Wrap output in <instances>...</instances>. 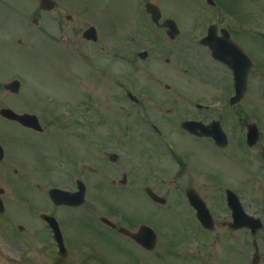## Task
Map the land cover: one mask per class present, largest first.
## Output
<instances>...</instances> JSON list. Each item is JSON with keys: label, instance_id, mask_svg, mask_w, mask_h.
Returning <instances> with one entry per match:
<instances>
[{"label": "flooded vegetation", "instance_id": "af4514ba", "mask_svg": "<svg viewBox=\"0 0 264 264\" xmlns=\"http://www.w3.org/2000/svg\"><path fill=\"white\" fill-rule=\"evenodd\" d=\"M13 11L6 9L0 12V38L6 39L13 34H21L26 39L35 33L48 34L56 37L57 33L75 34L76 27L70 15H65L62 20V12L59 4L53 10L35 9L33 19L24 24V20H12ZM37 23V27L29 23ZM24 37H19L17 43L26 46L28 42ZM86 54V78L89 83L85 89L77 92L76 84L70 85V93L62 96L56 85L52 84H22L18 91L9 90L5 84H0V108L9 107L18 113L36 114L43 126L42 131L23 126L19 122L2 117L0 115V187L4 192L0 198L4 204L5 214L7 209L9 218L15 220L24 212L23 220L17 227L9 220H4L3 225L9 233L16 234L22 244L27 247L39 249H55L56 243L52 239L51 230L41 215L49 214L56 218L59 228L63 232L64 244L68 249V255L64 261L69 260L73 252L75 258L77 251L80 257L85 256L89 260L102 264H123L124 262L138 264L134 257L137 250L145 253L146 264H154L156 257L164 258L167 264H187V250H166L156 253L148 251L135 243L129 237L119 233V226L125 225L133 230L138 229L144 219L140 215L134 218L125 217L115 212L109 218L117 225L113 229L102 223L100 217L94 212L98 204L106 207L109 199H116V192H102L106 187L119 188L133 185L135 188L152 186L156 187L158 172L153 167V155L141 150L140 147L131 150L124 141L125 123L122 115L125 103V86L119 62L109 60L107 46L100 43L98 47L91 42ZM28 46V45H27ZM12 42L0 46V54L12 52ZM120 54H117V58ZM110 82V83H109ZM111 93L112 102L120 108V113L113 110L108 115V104ZM60 99L68 106L80 101L91 112L86 117V122L77 123L61 122L63 116H56L55 103ZM127 102L130 99L127 98ZM141 101H137V106ZM190 104L194 99H189ZM196 117L203 119V110L200 104L195 103ZM147 113L146 110H144ZM170 112V111H168ZM191 115H193V112ZM191 118V116H190ZM151 139L164 137V131L150 123ZM158 130H157V129ZM161 128V127H160ZM187 141L185 148V165L183 170L176 171L170 182L189 189H197L204 175L201 150L205 141L209 145L214 142L209 138L199 137L182 131ZM148 145V143H147ZM153 145V143H151ZM151 151V149H145ZM215 151H221L214 147ZM148 165L150 167H148ZM180 177H186L185 180ZM183 180L178 184V181ZM53 184V185H52ZM84 186V203L81 206L56 205L50 199H25L28 197V189L35 187L43 196H48V186L76 192L78 185ZM96 192L94 194V190ZM12 189L20 192L22 199H8ZM93 199H101L93 204ZM187 205L191 213H195L188 199H180ZM208 205L216 230V264H238L249 260V229H234L231 211L227 207V199H204ZM242 202L245 199H241ZM13 216V218L11 217ZM145 218L151 217V213L144 214ZM151 219H148V223ZM99 224L105 227L102 229ZM243 237L241 251L237 253L234 236ZM34 237L33 242L27 237ZM119 236L127 243L116 244L112 241ZM129 242V244H128ZM47 246V247H45ZM125 246H127L125 248ZM134 247L136 250L132 249ZM31 257H29L30 259ZM140 264H143L140 260ZM164 264V263H162Z\"/></svg>", "mask_w": 264, "mask_h": 264}, {"label": "rangeland", "instance_id": "374dc122", "mask_svg": "<svg viewBox=\"0 0 264 264\" xmlns=\"http://www.w3.org/2000/svg\"><path fill=\"white\" fill-rule=\"evenodd\" d=\"M77 7H73L74 14L78 20L79 25H88L90 23H98L101 27L103 37L106 42H108V50L111 51L112 47L117 41L124 42L125 45V59H124V74L123 81L125 87L130 89H138L141 85H152L150 78L148 77L150 71L157 70L158 73H163L165 70L162 66V59L169 57L172 64L176 66V63H181L182 58H184L183 51L186 48H189L192 54L199 52L196 48V45L192 43L193 37L198 35H203L207 29V26L210 23H217L219 26H224L234 30V26H238L237 22H242L239 25L246 26L245 29H249L251 34L256 36L264 35V0H234V4H231L233 0H219V3L216 1V7H211L207 4L206 0H151L157 3L162 11L164 17H173L179 23V26L182 30L181 37L182 39H177L173 43L168 41V38L164 31L156 28L150 21L149 17L145 14V2L147 0H75ZM73 2V0H72ZM75 4V3H73ZM232 5L236 8L235 11ZM89 10H86V9ZM95 11V14L93 13ZM254 13L253 18L250 17V14ZM100 14V15H98ZM252 18V19H251ZM256 33V36H255ZM249 35L248 32H244L241 27L237 29L234 36L240 40L246 47L251 51L254 58L259 64L257 66V72L259 69L264 70V50L260 53L257 52L258 44L255 43V39ZM122 38V39H121ZM152 39V45L150 44L149 39ZM133 39L135 45L131 44L130 41ZM259 38H257V41ZM141 41V42H140ZM261 44V43H260ZM59 45V44H58ZM151 45V46H150ZM44 44L39 48V51H45ZM61 51L59 52V58L63 56V53L68 52L66 47L70 46V41H65L60 43ZM264 49V44H261ZM142 47H150L153 51L147 60L141 61V59L136 56V52L142 49ZM158 49H160L158 51ZM36 51V52H39ZM127 51V52H126ZM163 53V54H162ZM162 55V56H161ZM164 57V58H163ZM153 60H157L152 66L150 64ZM11 63L13 65L12 73L20 72L19 69L22 68L20 60L18 58H12ZM39 68V67H37ZM10 74V76H11ZM13 74V75H14ZM12 75V76H13ZM9 75H7L8 78ZM181 79L185 78V75L179 73ZM144 80L141 82V80ZM158 82L161 84L170 83L166 77H158ZM260 80V82H258ZM255 84L252 85L254 89L253 99H257L258 91H260V85L263 84L261 78H259ZM157 83V84H159ZM193 85H196L194 83ZM133 87V88H131ZM162 87L159 88L161 90ZM151 90V87L147 88ZM176 91L173 90L169 94H176ZM210 92L213 94L214 90L210 89ZM209 92V94H211ZM153 91H150L148 94L150 97L153 94ZM201 93L204 95V98L198 99L202 104H212L215 106V98H212V94L207 96V92L202 90ZM217 93V92H216ZM160 92L156 93L158 99H163L164 97H159ZM251 98V97H250ZM151 100V98H149ZM252 99V98H251ZM180 103V101H178ZM214 103V104H213ZM173 104V102H171ZM143 106L146 110L149 111L151 108L150 101L143 103ZM188 106V104H187ZM253 106V105H252ZM214 109V107H212ZM215 114L212 115L213 111H202L203 115H212L213 118H217L216 110ZM188 115L183 114L184 116ZM196 115V114H195ZM226 113H221V117L225 116ZM261 115V114H258ZM231 121H228V123ZM230 130L241 133L244 129L242 128L241 123L231 122L229 123ZM175 130V127L169 126L168 131L172 133ZM261 136L263 140L259 143V147L256 148L252 153L247 157L246 161L243 157H246V153H243L242 150L237 152V159L243 163L234 162L226 157H223L222 154L210 153L207 152L204 154L206 158L204 163V175L205 178L212 181H229L235 185L238 192L241 193L242 199H261L264 200V170H263V159H264V122L261 125ZM143 139V138H141ZM249 154V153H248ZM250 164L248 165V162ZM246 163V164H245ZM246 166V170H245ZM245 170V171H244ZM246 172V173H245ZM242 178V179H241ZM249 178L247 181L242 183L243 180ZM164 183H168L165 181ZM156 189L168 197L176 194L180 191V188L176 186H167L161 185L156 187ZM201 191L206 192V187L202 186ZM158 192V193H159ZM124 209L128 212H134V202H124L122 203ZM159 208L155 209L156 217L164 215L167 207L158 206ZM169 207V206H168ZM162 208V209H160ZM253 208L257 209V213L260 214L264 219V202L258 204L255 202ZM11 209L13 206L11 205ZM100 211V209H97ZM162 210V211H161ZM160 221H156V227H160ZM175 228V226H174ZM203 235L202 232L199 233ZM262 239L264 238V231L261 232ZM181 238V236H179ZM31 242H33L34 237H27ZM165 236L161 237L163 242ZM189 242L187 246L189 249H192V244L194 239L189 237ZM167 241H164L163 244H166ZM0 248L4 252V255L10 260L11 264H44V263H54L50 260V255L53 252V249L47 251L44 256L39 259V254L35 256L32 253L31 249H25L21 244L20 247L12 246L3 242L0 237ZM205 247L202 245V251ZM39 253V252H38ZM26 256L33 257L36 261H30L26 259ZM56 260V259H55ZM74 261V259L72 260ZM74 262H79L75 260ZM74 264V263H73Z\"/></svg>", "mask_w": 264, "mask_h": 264}, {"label": "water", "instance_id": "95a60500", "mask_svg": "<svg viewBox=\"0 0 264 264\" xmlns=\"http://www.w3.org/2000/svg\"><path fill=\"white\" fill-rule=\"evenodd\" d=\"M211 1V0H209ZM147 9L149 12H151L153 14V18L154 20H158V18L160 17V12L158 10V8L156 6H154L153 4L151 3H148L147 4ZM169 24L172 26V29H176L175 27V24L172 22V21H168ZM223 35H224V41L226 43H228L229 45H231V48H230V51L232 52V54H229L228 52L226 51H223L222 52V55H218L217 52H218V48L216 47L215 44H211L212 48H213V51H214V55H216L217 57H220L222 58L223 60H225L226 62H228V64L233 68L234 72L236 73V77L238 76V80H237V92H238V96L236 97V99L238 100L243 91L245 90V85H246V73H244V71L240 70V68H238L234 62L233 59L229 58L228 55H234L235 52H240V50L232 45L229 41H228V38H227V34L226 32L223 31ZM242 54V53H241ZM246 68H244L245 70ZM217 140H220L222 143L220 144H223L224 140H225V136L222 132V130H220V135H217L216 136ZM258 138V129H257V126L255 124L249 126V136H248V140L250 143H253L257 140Z\"/></svg>", "mask_w": 264, "mask_h": 264}]
</instances>
